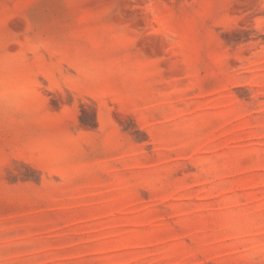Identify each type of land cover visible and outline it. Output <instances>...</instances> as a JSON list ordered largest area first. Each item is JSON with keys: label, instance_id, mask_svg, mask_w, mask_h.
I'll list each match as a JSON object with an SVG mask.
<instances>
[{"label": "rangeland", "instance_id": "obj_1", "mask_svg": "<svg viewBox=\"0 0 264 264\" xmlns=\"http://www.w3.org/2000/svg\"><path fill=\"white\" fill-rule=\"evenodd\" d=\"M0 264H264V0H0Z\"/></svg>", "mask_w": 264, "mask_h": 264}]
</instances>
